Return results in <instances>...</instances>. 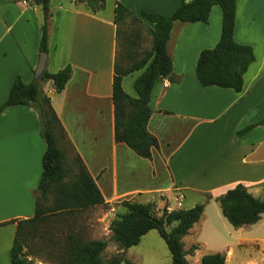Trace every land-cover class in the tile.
Wrapping results in <instances>:
<instances>
[{
  "label": "crops",
  "instance_id": "0c3cea01",
  "mask_svg": "<svg viewBox=\"0 0 264 264\" xmlns=\"http://www.w3.org/2000/svg\"><path fill=\"white\" fill-rule=\"evenodd\" d=\"M112 1L113 5L106 4L104 10L92 12L79 0H50L45 69L54 73L69 65L71 75L60 92L54 90L51 80L40 82L67 140L103 197V204L93 207L104 205L99 221L105 238L111 235L108 228L115 215L125 211L123 200L151 202L158 211L205 203L201 220L189 230L191 238L186 242L181 239L189 264H199L207 252L222 253L225 264H264V213L256 223L234 228L216 212L221 233L207 243L198 240L208 225V209L215 208L211 203H217L215 198L227 189L242 184L254 197L264 199V124L236 137L237 129L264 118V0H236L233 37L239 44L250 45L255 57L243 75L240 92L202 86L195 75L199 53L214 47L219 39L220 8H211L207 22H173L166 49L174 80H159L150 95L146 129L156 138L157 147L151 149L149 158L114 138L111 85L120 53L115 5L121 3L135 16L140 10L170 15L181 0ZM44 16L40 6L0 0V104L16 76L24 83L34 79ZM129 48L141 51L137 46ZM142 71L122 78V89L131 97L137 96L134 81ZM44 151L36 111L28 105L3 109L0 264H12L9 252L17 220L34 215L33 191L42 171ZM205 194L211 199L206 200ZM176 196L181 197L175 200ZM150 231L124 254L137 247ZM199 245L204 246L203 251ZM190 246L195 249L190 250ZM238 248L254 250L236 253ZM240 255L244 259L234 261ZM127 259L131 264L132 257Z\"/></svg>",
  "mask_w": 264,
  "mask_h": 264
},
{
  "label": "trees",
  "instance_id": "16d2710c",
  "mask_svg": "<svg viewBox=\"0 0 264 264\" xmlns=\"http://www.w3.org/2000/svg\"><path fill=\"white\" fill-rule=\"evenodd\" d=\"M92 12L104 8L105 0H79ZM50 0H29L30 5L40 6L45 12L39 28L38 52H48V9ZM221 10V31L212 48L203 49L198 56L195 75L202 86L231 88L240 92L243 75L254 61L250 45L234 40L236 0H181L170 15L155 11H139V17L152 24L149 29V49L135 51L124 44L118 51L112 77V102L114 105V138L125 143L137 155L149 158L151 149L157 147L156 138L146 129L151 114L150 95L154 85L161 79L173 81L172 61L166 44L174 21L207 22L211 8ZM126 16L138 19L121 3L115 5V23L119 38L120 24ZM131 44V43H130ZM119 45V44H118ZM132 46V44H131ZM119 48V46H118ZM138 58L131 61L134 57ZM143 69L134 81L137 96L131 97L122 89L123 76ZM71 75V67L64 66L54 73L43 70L39 78L24 83L19 76L12 81L6 99L0 104V113L8 106L28 105L40 121V134L45 143L42 156V171L37 187L33 191L34 215L17 220L16 231L9 252L12 264H33L24 249V225L36 224L49 213L72 212L103 204V197L86 170L79 155L66 138V134L53 110L50 98L42 92L40 82L51 80L56 92H60ZM264 124V118L236 130L239 138L257 125ZM51 196L52 205L43 206L41 199ZM206 200L211 199L205 194ZM222 216L234 228L256 223L264 213V199L254 197L242 184H236L215 198ZM125 211L115 215L109 224L111 237L118 247L117 253L104 262L102 253L107 242L102 239L83 240L73 233L67 234V264H130L124 250L137 245L140 238L150 230H156L164 240L170 253V264H189L181 242L192 226L202 218L205 203H197L187 209L166 207L156 210L155 204L121 201ZM169 227V229H167ZM195 249L194 246L190 250ZM199 264H225L220 252L204 253Z\"/></svg>",
  "mask_w": 264,
  "mask_h": 264
},
{
  "label": "rangeland",
  "instance_id": "374dc122",
  "mask_svg": "<svg viewBox=\"0 0 264 264\" xmlns=\"http://www.w3.org/2000/svg\"><path fill=\"white\" fill-rule=\"evenodd\" d=\"M21 3V1L19 0ZM112 0H105L104 7L110 4ZM101 10H104L101 9ZM99 10V11H101ZM98 12V11H97ZM139 14V13H138ZM126 16L120 24V34L118 44L120 51L126 42H130L137 49H149L151 45V36L149 27L151 24L144 19L136 16ZM49 26V22H48ZM129 43V46L131 44ZM136 50V49H134ZM131 61L138 57L133 55ZM51 196L41 199L40 204L43 206H51ZM215 208H209L207 212V226H204L202 233L198 237L200 242L207 243L209 239H216L218 233H221L222 227L216 212H219L217 203H211ZM104 205L98 207H90L86 209L75 210L72 212H55L49 213L39 223L24 225V251L29 255L27 260H31L33 264H67V234L73 233L83 240H94L102 237L107 242V246L102 253L103 261L111 259L118 251V247L111 235L105 238V228L99 221L101 209ZM218 210V211H217ZM171 211V210H169ZM196 227H193V230ZM109 229V228H108ZM169 229V227L167 228ZM151 234V235H150ZM191 238L188 234L184 236L183 242ZM211 246V244L208 243ZM192 247V246H190ZM204 246L199 245V250L203 251ZM253 252V248H245L236 250V253ZM125 257H132L131 264H170L171 257L164 240L160 237L156 230L150 231L147 237H143L137 247H133L124 254ZM237 257L234 261L244 259L243 255ZM126 264V263H121Z\"/></svg>",
  "mask_w": 264,
  "mask_h": 264
},
{
  "label": "water",
  "instance_id": "95a60500",
  "mask_svg": "<svg viewBox=\"0 0 264 264\" xmlns=\"http://www.w3.org/2000/svg\"><path fill=\"white\" fill-rule=\"evenodd\" d=\"M46 58H47L46 52H43V51L39 52L38 62H37L36 68L34 70V77L35 78H39L41 76L43 70L45 69Z\"/></svg>",
  "mask_w": 264,
  "mask_h": 264
},
{
  "label": "built area",
  "instance_id": "2783aa9c",
  "mask_svg": "<svg viewBox=\"0 0 264 264\" xmlns=\"http://www.w3.org/2000/svg\"><path fill=\"white\" fill-rule=\"evenodd\" d=\"M22 5H29V0H20ZM181 196H176L175 200H179ZM169 211V210H168Z\"/></svg>",
  "mask_w": 264,
  "mask_h": 264
}]
</instances>
